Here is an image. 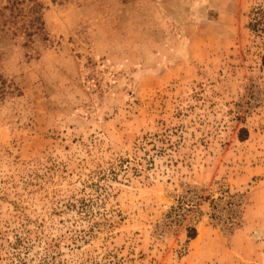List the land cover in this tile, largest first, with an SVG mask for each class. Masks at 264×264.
<instances>
[{"label": "rangeland", "instance_id": "1", "mask_svg": "<svg viewBox=\"0 0 264 264\" xmlns=\"http://www.w3.org/2000/svg\"><path fill=\"white\" fill-rule=\"evenodd\" d=\"M0 264H264V0H0Z\"/></svg>", "mask_w": 264, "mask_h": 264}, {"label": "built area", "instance_id": "2", "mask_svg": "<svg viewBox=\"0 0 264 264\" xmlns=\"http://www.w3.org/2000/svg\"><path fill=\"white\" fill-rule=\"evenodd\" d=\"M219 198L225 203L226 202V206L229 205L230 208L233 210V212L236 214L239 212V209H240V206L242 204V201L241 200H234L232 199V202L234 203H231V200L230 198L227 196V194L225 193H221L219 195ZM182 215H183V218H181L182 220L179 222V224H182L183 228L186 229V230H194L195 231V228L200 220V215L198 212H195L193 213L192 216H187L185 214L184 211H182ZM181 216H179L180 218ZM185 219V221L183 220Z\"/></svg>", "mask_w": 264, "mask_h": 264}, {"label": "trees", "instance_id": "3", "mask_svg": "<svg viewBox=\"0 0 264 264\" xmlns=\"http://www.w3.org/2000/svg\"><path fill=\"white\" fill-rule=\"evenodd\" d=\"M194 237H195V231L192 230V231H190V233H189V238H194Z\"/></svg>", "mask_w": 264, "mask_h": 264}]
</instances>
